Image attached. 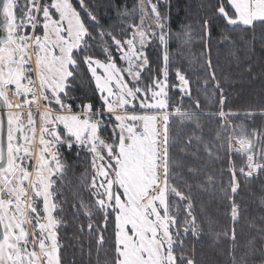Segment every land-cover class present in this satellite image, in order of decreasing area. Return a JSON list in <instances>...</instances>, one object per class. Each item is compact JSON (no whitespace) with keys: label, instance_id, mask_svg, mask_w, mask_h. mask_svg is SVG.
I'll return each mask as SVG.
<instances>
[{"label":"snow or ice","instance_id":"obj_1","mask_svg":"<svg viewBox=\"0 0 264 264\" xmlns=\"http://www.w3.org/2000/svg\"><path fill=\"white\" fill-rule=\"evenodd\" d=\"M78 4L86 17L72 0H25L23 8L18 0L0 3V106L7 109L6 122L0 118V264H61L63 219L56 213L63 209L56 193L66 166L60 148L71 151L74 146L91 155L92 175L84 187L94 197L92 207L102 215V226L94 227L92 207L82 199L80 207L89 220V233H97L98 246L104 245L103 233L112 225L111 264H195L183 252L181 238L200 231L192 197L172 182L164 32L168 17L159 9L160 0H139L131 11L121 13L133 16L138 10L139 23H128L117 38L99 26L85 0ZM216 11L229 26H264V0H220ZM204 23L206 27L208 21ZM92 28L97 29L96 36ZM97 36L104 60L89 53ZM154 39L165 47L163 79L154 77L141 87L142 73L149 66L145 50ZM117 59L124 66H118ZM81 64L102 103L99 108L81 104V111L75 113L68 101ZM176 77L181 92L190 95L186 77L179 70ZM10 92L22 97L19 103L10 102ZM31 105L37 106L35 113ZM174 113L182 120L193 115L179 107ZM109 125L112 134L106 139L101 132ZM231 139L228 149L244 159L238 168L230 161L229 187L234 195L240 187L238 173L247 179L264 172V151L255 152L242 129L235 137L238 147L233 148ZM34 146L38 151H33ZM238 214L233 201V221Z\"/></svg>","mask_w":264,"mask_h":264},{"label":"trees","instance_id":"obj_2","mask_svg":"<svg viewBox=\"0 0 264 264\" xmlns=\"http://www.w3.org/2000/svg\"><path fill=\"white\" fill-rule=\"evenodd\" d=\"M18 3L22 5L19 0ZM72 3L81 11L82 17H86L78 0H72ZM85 3L97 16L99 26L111 31L117 38H121V29L128 23H139L138 10L133 16L121 15L125 10L131 11L138 5L139 0H85ZM219 3L220 0L160 1V10L168 17L167 30L174 34L169 50L174 48L179 51L183 44L178 47L173 41L183 42V37L187 39L186 46L189 45L191 49L185 54V66L180 65V70L178 69L189 81L190 95L181 93L179 89L169 90L170 161L174 177L172 182L185 194H194L195 199L208 192L214 194L221 198L220 203H223L224 208L232 206V202L236 201L244 213H247V205L262 204L264 222V172H257L247 179L238 173L240 187L232 195L229 187L230 161L238 168L244 163V159L228 149L231 133L237 136L242 129L253 141L254 151H264V26L257 24L255 29H246L243 26L227 25L216 11ZM205 21H208L206 27ZM91 30L96 36L97 29ZM184 30L188 36L184 35ZM99 39L97 36L96 42H90L92 46L89 53L96 58L105 59ZM104 39L111 45L110 39ZM200 48L203 53L198 51ZM164 50L165 47L159 44L158 39H154L146 48L149 66L142 73L141 87L151 83L154 77L163 78ZM166 50L168 53V46ZM195 53L203 54L202 62L192 60ZM77 79L79 82L73 85L70 93L73 99L68 101L72 104V109L76 111L84 103H92L95 108H99L101 103L97 91L83 64ZM217 83L219 88L216 87ZM197 101L199 107H196ZM187 103L193 104V110H187ZM176 107L192 113V119L182 120L174 113ZM220 111L227 112L231 118L229 122L234 123V126L230 124L231 131L224 117L218 116ZM214 131L218 133L215 139ZM254 131L256 136H253ZM111 134V125L101 132L104 138H110ZM218 139L221 141L220 147L214 146ZM81 150L75 146L71 151L66 148L60 150L61 160L66 166L63 179L57 180L59 191L56 196V202L63 209L57 213L63 219L59 227L61 264H111L114 256L112 225L109 224L108 230L103 233L104 245L98 246L97 233H89V220L80 207L81 199L89 207H92L90 205H93L94 200L83 185L84 178L88 176L86 168L89 173L91 170L88 164L91 155L88 152L82 153ZM81 156L88 158L83 161ZM205 165L209 166L210 174L203 170ZM195 199L192 198V202ZM183 203L186 202H181ZM215 207L216 205L212 210L216 214ZM203 208L207 210L204 203ZM227 214L230 218L229 226H233L231 211ZM102 221V215L95 211L92 217L94 227L102 226ZM250 224L253 226L251 231L245 228L249 240L256 245L254 252L239 254L237 242L232 241L226 229L220 231L222 237L216 230L213 231L216 234L214 239L211 236L206 238L201 225H198V235L189 233L181 237L183 252L193 258L195 264H264V227L261 228L255 222ZM81 225L84 226L83 231L80 230ZM252 234L255 235L253 239ZM180 250L178 247L177 252Z\"/></svg>","mask_w":264,"mask_h":264},{"label":"rangeland","instance_id":"obj_3","mask_svg":"<svg viewBox=\"0 0 264 264\" xmlns=\"http://www.w3.org/2000/svg\"><path fill=\"white\" fill-rule=\"evenodd\" d=\"M19 1L22 2V5H20V7L23 8L25 5V0H19ZM153 2H155V0H153ZM159 9H160V6H159ZM17 12H18V15L21 14L20 9H17ZM29 31H30V29H29ZM38 31H39V29H38ZM156 31L159 32L160 30L156 29ZM164 32L166 34V39H167L166 47L168 46V50H169V45H172L170 43H172V39H174V34H172L169 30H167V27L164 29ZM183 33L185 36H188V33L185 30ZM206 34H207V31H206ZM183 38H184L183 42L182 41H173L174 45L178 46V47L182 46V44H183V46L181 47V49L179 51H178V49L174 50V48H171L168 52V56L172 55L169 58L170 60L168 62V80H167V83L169 86L168 87V96H169V90H171V88H173V90L179 89V91L181 92V90H180L181 85H180V81L176 77V70H178V69L180 70V65L185 66V60H186L185 54H187L191 51L189 45L186 46L187 39L185 37H183ZM198 51L200 53H203L201 48ZM200 53H195L192 57V60L202 62L204 58H203V54H200ZM115 55L118 56V54H115ZM98 59H100V58H98ZM101 60H104V59H101ZM117 64H118V66H124L123 62L120 61L119 59H117ZM99 71L100 70L98 69V72ZM180 73L182 74V72H180ZM182 75H184L186 77L185 74H182ZM33 78H35L34 74H33ZM125 79H130V78L126 76ZM186 79H187V77H186ZM77 82H79V80L76 77L73 85L76 84ZM91 82L94 85V81H92V79H91ZM94 87H95V85H94ZM188 90L190 91L189 84H188ZM181 93H184V92H181ZM91 94H93V92ZM97 95L99 97V102L102 103V101L100 99V95L98 92H97ZM70 96H71V94H70ZM21 99H22V97H21ZM72 99H73V97H72ZM223 100H224V98H223ZM19 101H20L19 97L18 98L16 97L15 103L17 104V103H19ZM169 103H170V99H169ZM186 106L189 108L187 110H193V107H194L193 104L187 103ZM53 107L55 108L56 106L53 105ZM36 108H37V106L35 105V109L33 110L34 113L36 112ZM39 108L41 111H43L44 110V104H40ZM181 110H183V109L181 108ZM22 111L25 113L24 118L26 119L27 109H23ZM76 111L80 112L81 108L79 107L78 109H76ZM73 112H75V111L73 110ZM223 112L226 114L224 117V121L228 123V125L230 126V131H231L232 130L231 125H233L234 123L231 124L229 122L231 120V118L227 115V112H225V111H223ZM169 113H171V112H169ZM218 116H219V113H218ZM35 119H36V123H37V128H39V124H40L39 116L38 115L35 116ZM169 121H170V119H169ZM213 133H214V139H215V137L218 135V133L216 131H214ZM38 136H39V132L37 131V137ZM230 137H232L231 144H232L233 148L238 147V144H237L236 139H235L236 136L233 133H231ZM105 138L108 139V137H105ZM228 144H229V141H228ZM217 145H218V147L221 146V141H219V139L216 142V145H214V146H217ZM82 150H81L82 153L87 152V150H85V149H82ZM33 151L34 152L38 151V147L34 146ZM217 153H219V152H217ZM86 158H88V157L81 156V159H83V161ZM88 164L91 166V160H88ZM205 166L206 167H204L203 170L208 171L210 174L209 166H207V165H205ZM202 167H203V165L200 166V168H202ZM86 171L88 172V176H87V178H84L83 185L88 180H90V177L92 175V168L90 170V173H89L87 168H86ZM171 171H172V169H171ZM56 196H57V193H56ZM191 197L193 199H195L194 194H192ZM200 198L203 201H201ZM220 200H221V198H218L216 195L208 192L204 196H200L199 198H196L194 202H192L193 203V209H194L193 214L196 216L197 225H201L203 228L202 230L204 231L206 238H210V236H211V239H214L216 237V234L213 231L218 230L219 231L218 235H221L220 231L224 230V229H226L228 231V236H230L232 239L233 229H234L235 230V239L234 240L232 239V241L234 243H235V241L237 242L239 254H242L243 252H254L256 245H255V243L252 244V242L249 240L248 235L246 234V228H248V231L252 230L253 226H252V224H250L251 222H255L261 228L264 227L262 204H255L254 206L247 205L246 206L247 213L241 212V210L238 207L239 214L237 216V219L235 221H233L232 216H231V220H232L231 223L233 226H231V225L229 226L228 222H230V218H229L227 212L231 211V206L228 205L227 207L224 208L223 203H220ZM202 202L205 204L207 210L205 208H203ZM235 203L237 204L236 201H235ZM215 205L217 207L216 214L212 210V207ZM90 206H92V204ZM92 210L95 213V209H92ZM181 216H183V209H181ZM221 237H222V235H221ZM253 237H255V235L252 234V239H253ZM234 243H233V245H234ZM60 250H61V248H60Z\"/></svg>","mask_w":264,"mask_h":264},{"label":"built area","instance_id":"obj_4","mask_svg":"<svg viewBox=\"0 0 264 264\" xmlns=\"http://www.w3.org/2000/svg\"><path fill=\"white\" fill-rule=\"evenodd\" d=\"M39 93H38V91H37V95H38ZM16 97L18 98V96H15V95H13L11 92L9 93V100H10V102L12 103V104H14L15 102H16ZM16 104V103H15ZM14 104V105H15ZM41 104H44L43 102H41ZM31 108H32V110H34L35 109V105H31ZM75 113H79V111H75Z\"/></svg>","mask_w":264,"mask_h":264},{"label":"water","instance_id":"obj_5","mask_svg":"<svg viewBox=\"0 0 264 264\" xmlns=\"http://www.w3.org/2000/svg\"><path fill=\"white\" fill-rule=\"evenodd\" d=\"M0 3H2V0H0ZM3 35V29L0 28V36ZM7 109L3 108V106H0V118H4L5 122H6V117H5V113H6Z\"/></svg>","mask_w":264,"mask_h":264},{"label":"flooded vegetation","instance_id":"obj_6","mask_svg":"<svg viewBox=\"0 0 264 264\" xmlns=\"http://www.w3.org/2000/svg\"><path fill=\"white\" fill-rule=\"evenodd\" d=\"M62 148H60V150H61ZM61 154V153H60Z\"/></svg>","mask_w":264,"mask_h":264}]
</instances>
